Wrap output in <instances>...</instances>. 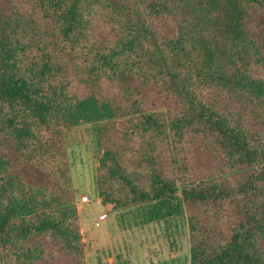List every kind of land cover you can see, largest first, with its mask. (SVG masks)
<instances>
[{"label": "trees", "instance_id": "16d2710c", "mask_svg": "<svg viewBox=\"0 0 264 264\" xmlns=\"http://www.w3.org/2000/svg\"><path fill=\"white\" fill-rule=\"evenodd\" d=\"M88 124L107 210L176 200L190 264H264V0H0V264H85Z\"/></svg>", "mask_w": 264, "mask_h": 264}, {"label": "rangeland", "instance_id": "374dc122", "mask_svg": "<svg viewBox=\"0 0 264 264\" xmlns=\"http://www.w3.org/2000/svg\"><path fill=\"white\" fill-rule=\"evenodd\" d=\"M96 125L64 130L67 156L79 213L85 264H190L189 238L176 200L107 210L98 197ZM179 194V193H178ZM87 196L89 203L81 204ZM107 220L94 226L99 213Z\"/></svg>", "mask_w": 264, "mask_h": 264}, {"label": "built area", "instance_id": "2783aa9c", "mask_svg": "<svg viewBox=\"0 0 264 264\" xmlns=\"http://www.w3.org/2000/svg\"><path fill=\"white\" fill-rule=\"evenodd\" d=\"M80 203L81 204H87L89 203V199L87 196H82L80 198ZM108 218V215L106 212H102V213H99L97 215V217L95 218V221H94V226L95 227H100Z\"/></svg>", "mask_w": 264, "mask_h": 264}]
</instances>
